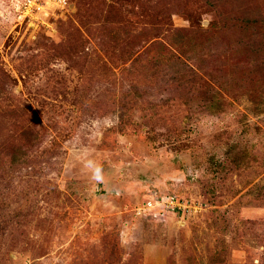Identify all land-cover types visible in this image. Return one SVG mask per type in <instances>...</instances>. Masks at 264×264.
Here are the masks:
<instances>
[{
    "label": "rangeland",
    "instance_id": "374dc122",
    "mask_svg": "<svg viewBox=\"0 0 264 264\" xmlns=\"http://www.w3.org/2000/svg\"><path fill=\"white\" fill-rule=\"evenodd\" d=\"M0 264H264V0H0Z\"/></svg>",
    "mask_w": 264,
    "mask_h": 264
},
{
    "label": "trees",
    "instance_id": "16d2710c",
    "mask_svg": "<svg viewBox=\"0 0 264 264\" xmlns=\"http://www.w3.org/2000/svg\"><path fill=\"white\" fill-rule=\"evenodd\" d=\"M246 26H247V27H249V26L251 27V25H249V23H247Z\"/></svg>",
    "mask_w": 264,
    "mask_h": 264
}]
</instances>
